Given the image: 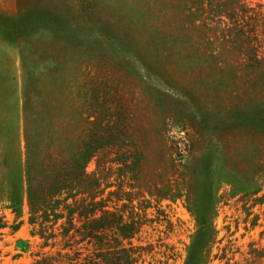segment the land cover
I'll return each mask as SVG.
<instances>
[{
    "label": "rangeland",
    "instance_id": "rangeland-1",
    "mask_svg": "<svg viewBox=\"0 0 264 264\" xmlns=\"http://www.w3.org/2000/svg\"><path fill=\"white\" fill-rule=\"evenodd\" d=\"M84 1L80 11L76 0H0V225H6L0 227V264H32L57 248L43 247L28 224L24 115L29 105L47 103L45 89L67 96L80 80L73 78V67L87 85L93 75L102 80L105 73L112 75L113 89L107 90H117L136 134L138 146L130 149L150 154L146 163L135 165L139 154L121 157L126 146L105 147L85 165L100 181L105 207L135 212L137 225L123 243L139 247L137 264H264V119L254 124L248 114L205 113L209 87L198 88L183 73L168 80L163 70L140 62L135 49L114 52L107 45L103 20L109 7L103 4L125 10L124 16L134 22L136 1ZM190 1L182 3L192 8L191 21L197 19L195 35L210 31L230 38L234 31L228 30L244 29L242 40L247 46L249 41L264 64V0ZM166 19L155 15L153 20ZM58 49L67 53L65 62L53 60ZM62 66L66 71L61 76ZM188 123L207 134L215 129L222 139V147L201 156L200 145L192 168H185L190 176L170 144ZM252 131V143L235 151L251 139ZM14 219L20 222L16 230L11 228Z\"/></svg>",
    "mask_w": 264,
    "mask_h": 264
},
{
    "label": "trees",
    "instance_id": "trees-1",
    "mask_svg": "<svg viewBox=\"0 0 264 264\" xmlns=\"http://www.w3.org/2000/svg\"><path fill=\"white\" fill-rule=\"evenodd\" d=\"M119 1L125 5L136 1L137 19L132 22L124 16L125 10L103 4L109 7L108 19L103 20L105 33H109L107 45L114 52L135 49L142 59L140 62L163 70L168 80L170 75L183 73L198 88L209 87L206 92L210 95H204L207 101L202 106L205 113L215 111L234 117L248 114L254 124L264 119V64L249 41L247 46L242 40L244 29L240 33H237L238 27L228 30L234 31L230 38L215 37L210 31L201 37L192 31L197 19L191 21L192 8L183 5L182 0ZM83 3L84 0H76L75 6L83 11ZM155 15L169 19L154 21ZM170 20L178 25L165 23ZM66 55L58 49L52 58L65 62ZM65 71L62 66L60 75ZM72 72L73 78L80 80L74 81L67 96L62 91L53 96L45 89L47 103L29 105L24 115L28 224L31 233L42 239L43 247L57 246L55 251L41 255L32 264H137L142 254L139 247L131 241L128 246L123 243L124 239L131 238L137 225L135 212L127 215L105 207L100 197V181L86 172L85 165L105 147L118 146L121 150L126 146L121 157L139 154L135 165L146 163L150 154L144 149L138 152L130 149L138 146L136 134L128 109L115 95L117 90H107L113 89L112 75L105 73L103 80L93 75L87 85L85 81L80 82L83 75L78 67H73ZM64 107L68 110L64 111ZM188 124L184 134L170 139L184 169H191L200 153L201 156L211 147H222L221 135L215 129L207 134L204 133L207 130L202 132L194 123ZM252 130L259 132L258 127ZM255 135L252 131L251 139L244 145H236L235 151H244ZM119 149L114 152L116 163L120 160ZM185 171L188 176L192 174L190 170ZM11 208L17 215L16 203ZM19 226L20 222L14 219L12 230Z\"/></svg>",
    "mask_w": 264,
    "mask_h": 264
}]
</instances>
